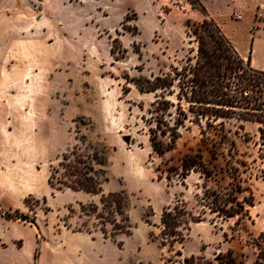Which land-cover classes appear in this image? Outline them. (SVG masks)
Instances as JSON below:
<instances>
[{"label": "rangeland", "instance_id": "374dc122", "mask_svg": "<svg viewBox=\"0 0 264 264\" xmlns=\"http://www.w3.org/2000/svg\"><path fill=\"white\" fill-rule=\"evenodd\" d=\"M201 2L252 56L254 39L264 40V0ZM35 8L34 20L0 21V264H187L228 251L256 264L264 243L260 126H229L236 151L218 147L213 161V130L204 135L188 122L175 149L160 155L146 122L154 94L134 83L196 56L187 21L205 16L185 0H41ZM73 149L107 153L106 165L96 166L108 178L103 194L127 193L130 235H115L111 224L104 235L102 221L81 210L100 206L101 195L49 185L51 170L63 174V156ZM196 154L210 178L182 169L183 158ZM237 185L246 190L240 201L253 194L248 217L210 214L208 195ZM177 201L203 221L190 224L182 243L163 246L162 213Z\"/></svg>", "mask_w": 264, "mask_h": 264}, {"label": "trees", "instance_id": "16d2710c", "mask_svg": "<svg viewBox=\"0 0 264 264\" xmlns=\"http://www.w3.org/2000/svg\"><path fill=\"white\" fill-rule=\"evenodd\" d=\"M205 19L202 22L187 21L188 34L194 36L198 48L194 57L179 63V67H170L167 73L140 77L134 81L141 93L154 94V101L148 110L151 116L149 124L150 143L155 152L163 155L175 149L180 139V130L188 122L196 124L202 134L213 130V161L221 153L218 147L230 145L234 152L236 144L231 140L232 129L237 127L245 131V124L259 125L264 141V71L252 66L251 56L243 58L219 24L209 15L201 0H185ZM239 135L238 130L235 131ZM230 156L233 153L230 151ZM224 157V156H223ZM107 153L103 150L85 156L73 149L63 156L60 167L53 168L49 177L52 188L65 187L76 192L99 196L100 206L90 203L80 204L87 216H95L102 221V232L107 235L106 225L111 224L115 235L131 234L130 216L127 214L130 202L125 191L103 194V183L108 180L105 170L96 166H105ZM182 169L190 172L203 169L207 177L211 173L205 168L201 154L187 155L182 160ZM215 172L213 171V175ZM240 170L231 168L232 178H240ZM240 185L226 195L217 192L208 195L205 207L216 218L248 217L246 206L254 205L253 194L242 201L237 194H243ZM18 219V218H17ZM203 221V217H194L183 201L164 209L161 218V238L163 246H173L185 240L192 222ZM88 231V230H87ZM260 254L256 264H264V243L257 246ZM187 264H242L232 251L219 254L213 260L192 257Z\"/></svg>", "mask_w": 264, "mask_h": 264}, {"label": "crops", "instance_id": "0c3cea01", "mask_svg": "<svg viewBox=\"0 0 264 264\" xmlns=\"http://www.w3.org/2000/svg\"><path fill=\"white\" fill-rule=\"evenodd\" d=\"M40 3L41 0H0V21H20L27 18L34 20L36 19V17H34L36 11L35 6ZM262 5L263 4H261L260 7H262ZM261 31H264V29H261ZM3 34V30H0V36ZM252 47V66L264 71V40L257 37V39H254ZM236 49L243 58L248 59V49L240 50L237 47Z\"/></svg>", "mask_w": 264, "mask_h": 264}]
</instances>
